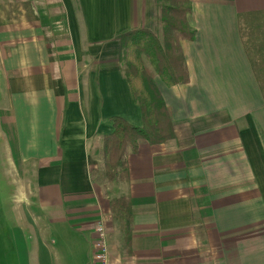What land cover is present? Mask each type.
Returning a JSON list of instances; mask_svg holds the SVG:
<instances>
[{
	"label": "crops",
	"instance_id": "crops-1",
	"mask_svg": "<svg viewBox=\"0 0 264 264\" xmlns=\"http://www.w3.org/2000/svg\"><path fill=\"white\" fill-rule=\"evenodd\" d=\"M161 2L0 0V162L12 176L3 188L64 233V264H94L101 220L110 264H264V39L244 34L264 0H191L196 39L181 41L189 83L157 79L175 139L141 140L126 157L127 183L101 176L109 120L143 126L120 35L152 29ZM121 196L133 217L125 247L110 208Z\"/></svg>",
	"mask_w": 264,
	"mask_h": 264
},
{
	"label": "trees",
	"instance_id": "trees-1",
	"mask_svg": "<svg viewBox=\"0 0 264 264\" xmlns=\"http://www.w3.org/2000/svg\"><path fill=\"white\" fill-rule=\"evenodd\" d=\"M191 11V0H162L158 11L163 27L161 35L149 29L129 30L120 35L119 61L132 96L140 107L143 126L136 127L121 117L109 120L113 132L103 139L105 171L101 174L109 183L129 181L126 157L130 152L137 153L141 140L157 145L175 139L172 112L157 79L167 87L189 83L181 41L196 39L197 32L187 20ZM247 22L252 28L244 34L253 40L264 39V16ZM99 175L94 173L92 178L96 180ZM110 208L112 220L123 232L125 245L130 246L133 219L130 197L112 198Z\"/></svg>",
	"mask_w": 264,
	"mask_h": 264
},
{
	"label": "rangeland",
	"instance_id": "rangeland-1",
	"mask_svg": "<svg viewBox=\"0 0 264 264\" xmlns=\"http://www.w3.org/2000/svg\"><path fill=\"white\" fill-rule=\"evenodd\" d=\"M158 6L160 7L161 4ZM159 21L158 16L150 30L161 35L163 27ZM253 49H255V46L251 45L249 51L252 54V61H254V65L258 71H261L258 60H260V58L262 59V57L260 55V58L257 59V54H254ZM146 61L145 59V62ZM146 64L148 63L146 62ZM103 159L105 164L104 155ZM3 166L4 165L0 162V182L2 184V188L0 187V264H36L35 261L39 260L41 263L64 264V247H62L64 246V233L57 235L53 232V228L55 227L51 224L53 221L50 217L47 219L43 211L30 209V213L26 214L23 211V207L17 206L15 203L16 197L13 196L16 190L3 188V186L7 187L5 183L12 180V176L9 175L7 169ZM104 171L105 167H102L101 174H104ZM16 209L18 211V216L19 214L22 216L19 220L16 219L14 214V210ZM33 213L37 215L36 219L33 217ZM38 216L44 217L42 220H39ZM112 227L113 230H115L113 237L120 240V245L125 247V239H123V232L120 226L113 221ZM45 246H55L57 248L52 250V255H49L44 249ZM45 256L47 257V261H41V258ZM49 256L51 259H49ZM38 257H40V259H38Z\"/></svg>",
	"mask_w": 264,
	"mask_h": 264
},
{
	"label": "built area",
	"instance_id": "built-area-1",
	"mask_svg": "<svg viewBox=\"0 0 264 264\" xmlns=\"http://www.w3.org/2000/svg\"><path fill=\"white\" fill-rule=\"evenodd\" d=\"M94 264H110L108 232L105 221L101 220L96 226V239L93 242Z\"/></svg>",
	"mask_w": 264,
	"mask_h": 264
}]
</instances>
